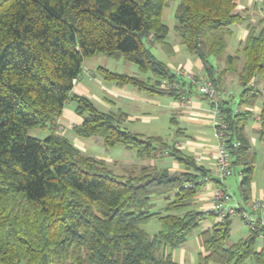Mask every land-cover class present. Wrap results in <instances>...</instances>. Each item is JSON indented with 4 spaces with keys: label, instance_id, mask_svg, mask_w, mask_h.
<instances>
[{
    "label": "trees",
    "instance_id": "trees-1",
    "mask_svg": "<svg viewBox=\"0 0 264 264\" xmlns=\"http://www.w3.org/2000/svg\"><path fill=\"white\" fill-rule=\"evenodd\" d=\"M173 0H0V264H178L171 255L209 214L192 208L209 173L160 137L122 128L126 115L98 110L74 94L83 63L97 55L125 60L146 78L98 67L116 87L186 101L185 81L149 50L172 53L163 11ZM172 32L185 51L200 60L218 94L236 78L238 108L261 100L259 138L264 141V19L257 25L236 11V0H179ZM245 23V39L226 55L232 27ZM149 47V48H148ZM223 60V67L215 62ZM196 80L190 82L193 87ZM226 125L223 140L231 167L240 166V195L248 200L253 159L243 137L249 111L234 112L215 102ZM68 101L82 123L72 128L80 139L98 138L106 150L118 146L139 159L169 157L184 167L169 172L152 167L115 175L105 163L81 153L57 133ZM31 130L48 131L43 139ZM239 147H234V143ZM234 172V170H233ZM162 199V204L153 203ZM230 217L202 231L196 264H264L263 234L229 244ZM156 220L154 234L142 226Z\"/></svg>",
    "mask_w": 264,
    "mask_h": 264
},
{
    "label": "crops",
    "instance_id": "crops-1",
    "mask_svg": "<svg viewBox=\"0 0 264 264\" xmlns=\"http://www.w3.org/2000/svg\"><path fill=\"white\" fill-rule=\"evenodd\" d=\"M236 11L239 13L243 12V14L247 15L249 17V23L255 26L259 21L264 19V0H236ZM171 29L169 28L168 41L172 45V53L170 55H166V60L161 62L186 82L183 87H179L181 88V91L189 95L186 101L180 102L179 100L167 95H150L145 92L138 91L130 86L116 87L111 83H107L96 71L98 67H96L95 63L92 62L93 58L87 59L83 63V71L89 70L92 72L93 79L86 77L82 73L80 78L74 82L72 92L76 95L88 98L95 105V107L102 112L124 113L126 115V122L123 123L122 128L144 137H160L167 144L179 148L184 154L190 156L198 167L210 174L214 167L218 145L212 123V100L210 101L209 99L200 96L197 93L196 87L190 85V82H193V80L198 81V79H204L206 76L200 60L189 55L185 49L180 46L177 38H175V40L171 39L172 41H170ZM246 34L247 31L245 23L240 26L232 27V35L227 40L226 55L234 54L239 43L245 39ZM214 63L217 65V68L223 67V60L220 62L214 61ZM99 67L109 70L107 67ZM178 70L181 71L182 74H178ZM111 72L115 71L112 70ZM138 73L137 69V71H132L129 76L133 75V77L138 78L147 77L144 75L140 77ZM233 88L237 91V98H234L235 89ZM258 89L260 91L264 90V81L258 85ZM224 90H229L230 93L226 94L221 91V93L214 98L215 102L219 100L228 101L234 112L240 110L249 111L251 113L243 131V137L249 147L248 152L250 157L253 159V171L249 184L248 200L245 201L240 195V166H234L233 175L223 181V187L225 190H228L230 193L236 192L235 194L232 193L234 198L232 197L229 200V204H236L240 209L247 210L250 202L264 199V141L259 138L258 134L260 131L258 117L261 111V100H257L253 106H242L238 108L237 102L240 88L236 78H228L226 80ZM70 103L73 104V107L69 110L64 108L63 114L58 121V125L63 129V132L60 135L66 137L74 147L86 155V152L92 149L93 145L101 144V141L96 140L95 138L80 139L74 136L72 128L80 125L82 123V119L77 116L74 111L75 104L71 101L67 102V104ZM98 103L102 105L103 109H99L97 107ZM161 119L168 120V123H166L165 126L166 135H163L162 133H155L156 131L154 128L160 124ZM167 124L175 127V131L171 133V143H169L165 138V136H170L168 135L170 127H168ZM122 155L125 156L127 160H114L110 154L103 157L98 156L93 158L104 162L108 168L116 165L122 168V172L124 173H127L132 168L140 169L143 167H152L157 170L167 169L171 173L184 171V167L182 165L169 157L147 160L139 159L135 154L136 159L132 161L133 156H131L129 150L122 152ZM127 155H129V157H126ZM144 160L146 162L142 163ZM159 162H162V164ZM218 185L219 183L215 181V178H212L208 182H203L199 193L194 199L192 208L204 211V209L211 203V194ZM256 218L260 222L263 229V234L255 242L256 251H260L264 247V213L256 216ZM229 219L231 229L229 244L231 245L240 239L246 238L249 235V229L241 226L243 220L239 215L230 217ZM236 219H240L241 222H239V220L236 221ZM217 222L219 221L214 219V217H212V220L206 219L200 224L202 226L200 233L211 228L212 225ZM200 233H198L196 237L199 245L198 249H186L185 242L181 247L174 249L171 252L172 258L176 263H197L196 257L199 253H202V248L198 240ZM234 233L237 234V237L232 240L231 235ZM243 264H254V262L251 259H248Z\"/></svg>",
    "mask_w": 264,
    "mask_h": 264
},
{
    "label": "rangeland",
    "instance_id": "rangeland-1",
    "mask_svg": "<svg viewBox=\"0 0 264 264\" xmlns=\"http://www.w3.org/2000/svg\"><path fill=\"white\" fill-rule=\"evenodd\" d=\"M178 1L179 0H173V1H170L168 2V4L166 5V7L164 8V11H163V22L167 25V26H170L168 28H172L175 24V21H174V18H173V12H174V9L176 7V5L178 4ZM173 32H172V29H171V32H170V41H172L171 39L175 40V36H173ZM149 48V47H148ZM149 50L151 51V53L160 61H164L166 60L165 59V56L166 54L162 51V49L159 47V46H153L151 48H149ZM92 62L95 63L96 67H99V66H102V67H107V69L109 68V70H114L115 73H124L126 75H130V73L132 71H137V67L129 62H126L125 60L121 59V60H113V59H107L106 57H104L103 55H97L95 56L93 59H92ZM83 74L90 78V79H93V76H92V72H90L89 70H84L83 71ZM140 75V77L142 76L140 73H138ZM133 76V75H131ZM235 89V88H233ZM233 91V90H232ZM234 98H237V91L235 89V93H234ZM234 106V105H233ZM73 107V104L70 103V104H67L65 105V109L66 110H69L70 108ZM97 107L99 109H103L102 108V105L101 104H97ZM166 123H168V120L166 119H161L160 121V124L157 125V127H155V133H162L163 135H166ZM168 127H170V131L168 132L170 136H165L166 140L171 143V133L175 131V127L173 125H168ZM57 132L59 134H61L63 132V129L62 127L59 126ZM68 132L70 133V131L68 130ZM189 133V132H188ZM29 134L33 137H36V138H39V139H43L44 137H46L48 135V131H41V130H31L29 132ZM65 134V133H64ZM96 140H99L98 138H95ZM114 149V148H113ZM111 149V150H113ZM125 149L123 147H116L113 151H108L106 149L103 148V146L101 144H96V145H93V148L88 150V152H86V155H89L91 157H103V156H106L107 154H110L111 157L114 159V160H121L122 159H126L125 156L122 155V152H126V150L124 151ZM124 154V153H123ZM130 154L132 157V161L135 160V153L130 151ZM126 157H129V155H127ZM127 160V159H126ZM146 161L144 160V162L142 163H145ZM169 162V160H168ZM104 163V162H103ZM107 163V162H106ZM139 163V162H138ZM141 163V164H142ZM160 164H162V162H159ZM159 165V164H158ZM109 169L116 175H125L126 173L122 172V168L114 165V166H111L109 167ZM138 170V169H137ZM228 191V190H227ZM229 192V191H228ZM230 193V192H229ZM234 193V192H232ZM232 193H230V196L233 197ZM236 193V192H235ZM234 193V194H235ZM234 198V197H233ZM162 199H155L153 201V203L155 204H158L157 205V208L160 207V204H162ZM232 203V202H231ZM212 220V217H208V220ZM239 222L240 219H238ZM236 219V221H238ZM243 222V221H242ZM241 226H243V228H248V226L243 222L241 223ZM201 225L198 227V229L196 231H194L191 235L188 236L187 238V241H186V245H185V248L188 249H198L199 245H198V242H197V234L200 233V230H201ZM142 228L148 232L149 234H154L158 231L159 229V224L157 223L156 220H152L150 221L149 223L145 224L142 226ZM237 234L234 233L231 235V239H236V236Z\"/></svg>",
    "mask_w": 264,
    "mask_h": 264
},
{
    "label": "built area",
    "instance_id": "built-area-1",
    "mask_svg": "<svg viewBox=\"0 0 264 264\" xmlns=\"http://www.w3.org/2000/svg\"><path fill=\"white\" fill-rule=\"evenodd\" d=\"M177 72L178 74H182L179 70ZM196 85L200 94L208 95L211 99L218 95V92L215 90L213 84L205 78L201 80L198 79ZM225 93L228 94L230 92ZM211 115L215 131L214 134L218 141V145L213 170L208 177L203 178V181L208 182L212 178H215V181H217L219 185L213 190L211 194V203L204 209L203 212H206L218 221H222L226 217L239 215L243 222L248 226V229L253 230L258 223L260 224L256 216L264 213V199L250 202L247 210L240 209L236 204H229V200L232 197L223 187V181L233 175L230 154L225 146L222 133L223 130H225L226 125L222 121L220 112L216 105L211 108ZM234 147H239V143H234Z\"/></svg>",
    "mask_w": 264,
    "mask_h": 264
}]
</instances>
